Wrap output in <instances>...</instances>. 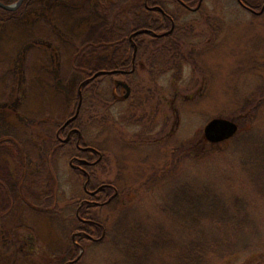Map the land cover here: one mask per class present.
Returning a JSON list of instances; mask_svg holds the SVG:
<instances>
[{"label": "rangeland", "instance_id": "obj_1", "mask_svg": "<svg viewBox=\"0 0 264 264\" xmlns=\"http://www.w3.org/2000/svg\"><path fill=\"white\" fill-rule=\"evenodd\" d=\"M34 7L37 12L32 14L36 18L33 29L40 35L46 34L49 43L57 48L58 63L53 62L50 48L29 44L21 62L10 66L17 37L4 38L1 44L5 52L0 53V104L20 102L21 98L19 109L24 113L30 111L31 121L45 116L59 123L72 110L69 97L76 93L82 78L80 70L90 65L101 68L108 65L107 58L93 52L96 44L105 47L111 44L115 30L101 1L34 0L28 9L34 11ZM202 7L203 15L187 10L178 12L182 21L194 24L177 52L179 65L182 63L178 87L174 86L177 69L168 65L156 64L154 77L150 76L147 66L152 64V57L143 50L140 61L146 70L139 69L135 74L139 84L135 82L138 86L131 100L114 105L109 120L88 132L89 142L109 158L104 169L96 170L95 182L115 184L121 193L119 211L108 213L99 208V218L110 222L122 211L124 218L134 217L135 205L146 216L163 218L170 225L169 214L155 216L157 205L169 203L170 194L178 188L176 180L182 186L183 181L194 177L212 190L215 187L233 199H241L250 219L261 229L259 248L238 252L220 264H264V196L251 175L232 164L231 151L239 147L236 141L217 145L207 142L209 154L201 161H179L182 148L186 146L194 152L189 147L205 140L204 127L214 117L235 118L239 127L243 123L246 132L253 131L251 137L255 132V137L264 139V107L252 126V120L240 116L244 114L242 109L238 110L237 96L243 93L264 96V13L253 14L237 0H202ZM148 40L149 37L143 38L145 44ZM52 82L66 87L67 94L53 96L49 88ZM177 89L181 95L173 107L170 101ZM125 116L131 117L130 121H124ZM41 126L44 132L37 134L29 126L0 129V241L9 238L14 230L32 231L37 239L31 252L33 257L44 264H67L76 253V237L74 232H63L60 223L67 218L58 210L71 208L70 214L74 213L77 206L73 199L82 193L84 178L71 168L70 157L62 156L57 172L40 164L39 156L49 152L47 138L41 141L40 135H53L51 126ZM151 139L158 143L148 145ZM28 157L33 166L27 164ZM37 161L43 172L34 166ZM165 173L172 176L170 184L163 181L167 178ZM41 177L47 179V183L41 182L43 188H39ZM44 195L60 198L59 206L54 212H32L30 202ZM252 235L249 233L248 237ZM79 252L83 258L78 264H111L109 258L117 249L107 244ZM152 264L166 262L159 257Z\"/></svg>", "mask_w": 264, "mask_h": 264}, {"label": "trees", "instance_id": "obj_2", "mask_svg": "<svg viewBox=\"0 0 264 264\" xmlns=\"http://www.w3.org/2000/svg\"><path fill=\"white\" fill-rule=\"evenodd\" d=\"M0 1L12 4L18 0ZM97 1H101L115 32L111 44H107L106 47L101 46L102 43L96 44L97 48L93 54L107 58L108 65H104L106 67L103 68L90 65L85 67V70H80L82 78L77 85L75 95L69 97L72 110L65 120L58 123L55 119L51 117L47 119L44 116L31 121L28 117L31 115L30 111L24 113L19 109L21 98L20 102L16 100L0 104V129L2 128V130L9 131V129L19 128L18 126H29L37 134L39 131H43L42 124L51 126L52 136L44 133L40 135L41 141L47 138L46 142L49 144V152L39 156L40 164H45V167H49L50 170L54 168L57 172L60 163L59 166L57 164L62 156L70 157L71 168L83 176L84 184L87 183L91 189L99 188L97 195L89 197L83 185L82 193L80 192L73 199V204L77 206L74 213L70 214L71 208L62 207L58 210L60 215L67 218L66 221L60 223L63 232L65 234L77 233L75 238L76 253L68 263L82 262L83 257L78 254L79 251L83 253L84 249L87 251L107 244H112L117 249V253L109 258L111 264H152L153 259H159V257H162L166 264H220L221 261H225L238 252L256 250L259 248L261 229L250 219L247 206L241 202V199H233L234 197L231 198L214 187L216 193L204 181L194 177L191 178V181L188 179L183 181L182 186H179V182L176 180L178 188H176V192L170 194L169 203H158L155 216H163L162 213L169 214L172 218L170 225H167L163 218L155 219L152 215L146 216V213L136 210L135 205L134 217L124 218L122 211L110 222H107L106 219L105 222L100 220L101 210H98L99 208L105 209L108 213L109 211L113 213L119 211L122 206L121 193L117 192L113 195L117 188L114 187L115 184L95 182L98 181L96 170L104 169L105 165L109 163V158L107 159L98 147L89 142L88 132L92 127H101L106 120H109L108 117L114 105L121 102L127 103L131 100L135 86L139 84V80L135 79V74L139 69L146 70V65L140 61L143 50L149 51L148 57H152V64L147 66L150 76L154 77L156 64L168 65L170 69H177L174 86L178 87V77L180 76L178 72L182 71V63L179 65L180 60L177 52L181 50L182 40L188 36L187 33L192 32L194 25L192 22L182 21L178 12L187 10L203 15L204 11L202 0L198 2L197 0ZM33 2L34 0H25L16 10L0 7V53L5 52L1 44L4 38L17 37L14 53H11L10 66H13L14 62H21L29 44L35 47L50 48V51L53 52V62L58 63L57 48L49 43L50 40L46 34L40 35L37 30L33 29L36 18H33L32 14L37 12V7H34V11L28 9V6ZM196 2L197 5L194 6ZM237 2L239 1L237 0ZM241 2H239L241 6L249 7L255 11H260L264 7V0H241ZM189 8H195V10ZM172 27V31L165 34ZM140 29H148L151 32L133 36V40L138 44L134 52L131 36ZM144 37H149L148 44L143 41ZM150 47H152L151 51ZM2 48L3 51H1ZM100 70L119 71L100 74L87 82L81 87L82 95L80 97L78 93L80 84ZM119 77H123L131 87V94L128 98L123 97L122 86H117ZM49 88H51L50 93L53 96L67 94L68 91L66 87H59L56 82H52ZM119 94H122L121 98L118 97ZM180 95V90H175L170 101L171 106L174 107V102ZM237 96L240 102L238 110L242 109L244 114H240V116L248 117L249 121L252 120L251 125L253 126L258 121L256 118L264 107V96L253 93H243ZM80 100L78 116L64 127L65 122L76 113ZM130 119L131 117L125 116L123 120L130 121ZM72 128L75 130L71 133ZM252 132H246L245 125L242 123L232 138L220 143L236 141V145L239 147H234L231 151L232 164L247 171L260 194L264 196V139L255 137V132L251 137ZM247 140L248 142H246ZM207 142L206 139L202 142L196 141L193 146L189 147L194 152H190L186 146L182 148L179 161H184V163L201 161L205 155L209 154L206 148ZM152 143L157 144L158 141L151 139L148 145ZM217 144L213 143L212 145ZM72 160H74L73 163H71ZM26 162L29 166H33L29 157ZM39 162L37 161L34 166L43 172L42 166L38 165ZM168 170L172 173V169ZM164 175L167 177L163 180L164 183L170 184L171 174L167 173L166 175L165 173ZM200 176L203 178L202 175ZM43 177L38 178L39 188H43L42 184L47 183V179H42ZM156 178H158L157 175ZM179 189L180 195L177 194ZM85 198L97 202H86L81 205ZM60 201V198L44 195L30 202V210L32 212L35 210L54 212L53 210L59 206ZM130 205V203L125 204V208ZM127 215L128 213H124V216ZM249 233L254 235L249 238ZM35 240L37 239L32 231L19 233L14 230L9 238L0 241V264H44L40 261L41 259H36L32 256L33 253L31 254ZM9 253L12 254V257Z\"/></svg>", "mask_w": 264, "mask_h": 264}, {"label": "water", "instance_id": "obj_3", "mask_svg": "<svg viewBox=\"0 0 264 264\" xmlns=\"http://www.w3.org/2000/svg\"><path fill=\"white\" fill-rule=\"evenodd\" d=\"M24 1L25 0H18L17 2H14L12 4H6V3L0 1V7L4 8V9H8V10H16L23 4ZM238 1L241 2V0H238ZM263 10H264V7L258 13L263 12ZM254 12H257V11H254ZM143 32H150V30H148V29L139 30V31H136L134 33V35L141 34ZM157 35H159V34H157ZM160 35H162V34H160ZM112 72H116V71H105V70L103 71V70H101V71L96 72L91 77L87 78L85 81H83L80 85V90H79L80 97L82 95L81 87L83 85H85L87 82L93 80L94 78L98 77L100 74H106V73H112ZM117 84L123 86L126 89V93H125L124 97L127 98L131 92L130 85L123 80H118ZM80 106H81V100H80L78 107L76 109V113L70 119H68L65 122V124L63 125L64 127L71 120H74L78 116L79 111H80ZM238 130H239V125L236 121L229 119V118L214 117L205 125L204 137L207 141H209L211 143H220V142H223L225 140L232 138L238 132Z\"/></svg>", "mask_w": 264, "mask_h": 264}, {"label": "flooded vegetation", "instance_id": "obj_4", "mask_svg": "<svg viewBox=\"0 0 264 264\" xmlns=\"http://www.w3.org/2000/svg\"><path fill=\"white\" fill-rule=\"evenodd\" d=\"M139 31V30H138ZM171 31V30H170ZM170 31H168L169 33H170ZM141 34H143V33H141ZM137 35H140V34H137ZM137 35H133V36H137ZM133 36L131 37V39H132V41H133V43H134V48H137L138 47V44H137V42H135V40H133ZM136 62V60H135V58H134V63ZM124 92H125V89H124ZM75 130V128H72L71 129V133L73 132ZM77 166V165H76ZM95 190H98V188H95V189H91V188H89L88 187V185H87V190H86V194L89 196V197H94L95 195H97V193H98V191L97 192H94V193H92V191H95ZM84 201L85 202H97V201H90L88 198H85L84 199Z\"/></svg>", "mask_w": 264, "mask_h": 264}]
</instances>
